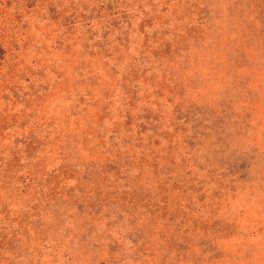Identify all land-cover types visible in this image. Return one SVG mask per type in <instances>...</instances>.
Instances as JSON below:
<instances>
[{"label": "rangeland", "instance_id": "1", "mask_svg": "<svg viewBox=\"0 0 264 264\" xmlns=\"http://www.w3.org/2000/svg\"><path fill=\"white\" fill-rule=\"evenodd\" d=\"M0 264H264V0H0Z\"/></svg>", "mask_w": 264, "mask_h": 264}, {"label": "trees", "instance_id": "2", "mask_svg": "<svg viewBox=\"0 0 264 264\" xmlns=\"http://www.w3.org/2000/svg\"><path fill=\"white\" fill-rule=\"evenodd\" d=\"M146 15V14H145ZM144 22V21H143Z\"/></svg>", "mask_w": 264, "mask_h": 264}]
</instances>
